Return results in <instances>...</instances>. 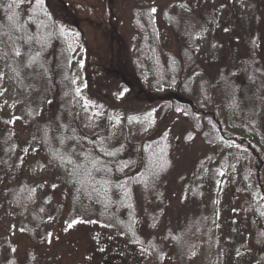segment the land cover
Masks as SVG:
<instances>
[{
  "label": "trees",
  "instance_id": "16d2710c",
  "mask_svg": "<svg viewBox=\"0 0 264 264\" xmlns=\"http://www.w3.org/2000/svg\"><path fill=\"white\" fill-rule=\"evenodd\" d=\"M136 1L131 13L135 53L122 67L134 82L125 88L136 89L146 99H158L162 117L170 112L183 114L211 142L243 148L259 173L264 165V122L235 136L217 107L226 93L242 86L245 95L256 94L264 116V0H250L252 28L245 35L244 57L215 72L198 57L201 37L212 29L209 19L169 2L163 18L183 42L180 52L174 53L161 43L152 0ZM74 32L45 0H0V93L7 85L18 98L17 116L27 130L24 139L13 118L0 107V168L11 176L5 194L10 210L32 239L46 238L47 224L65 220L72 226L88 224L115 231L151 252L158 264H164L169 243L184 259L192 247L187 231L167 234L163 241L154 236L146 240L139 221L145 210L162 216L161 207H152L159 205L174 169L171 137L165 128L152 139L134 143L125 129L123 138L116 140L112 111L94 130L80 123L75 110V103L83 98L80 74L91 64L85 60L89 51L85 37L79 30L78 43ZM28 156L35 158L29 172L57 174L69 197L66 216L64 197L56 199L30 178L17 180ZM175 182L183 195L193 193L190 183L179 177ZM208 221L204 214L196 217L198 240L209 229ZM8 248V241L0 238V264H20ZM32 258L28 254L26 264H33Z\"/></svg>",
  "mask_w": 264,
  "mask_h": 264
},
{
  "label": "rangeland",
  "instance_id": "374dc122",
  "mask_svg": "<svg viewBox=\"0 0 264 264\" xmlns=\"http://www.w3.org/2000/svg\"><path fill=\"white\" fill-rule=\"evenodd\" d=\"M45 1L52 13L75 31L78 43L80 30L88 45L85 60L91 66L80 74L83 98L75 103L80 123L89 131L94 130L112 111L116 140L123 138L125 129L134 143L152 139L165 128L171 137L174 169L159 197V205L151 206L161 207L162 216L145 210L139 214V221L146 240L154 236L163 241L167 234L174 236L183 230L191 236L192 247L188 246L190 251L182 259L169 243L163 263L264 264V165L257 173L254 159L243 148L234 145L230 149L211 142L183 114L170 112L162 117L158 99H146L136 89L125 88L134 82L122 67L135 53L131 13L137 1ZM169 2L211 21L212 29L201 37L198 53L206 67L219 71L236 65L244 57L245 35L252 28L250 0H152L163 47L179 53L182 39L163 18ZM80 53L83 54L81 46ZM238 80H244L242 74ZM245 94L242 86L232 88L217 107L227 130L235 136L245 135L249 128L264 122L256 94ZM19 103L4 85L0 107L13 118V126L25 139L27 130L17 116ZM34 160L27 157L17 180L30 178L56 199L64 197L66 216L69 197L59 185L57 174L50 170L29 172L28 166ZM3 173L0 168V238L8 241L9 251L20 264H26L28 254H32L33 264H158L151 252L129 243L115 231L88 224L72 226L65 220L54 221L47 224L46 238L28 237L10 210L5 194L11 176ZM178 177L191 184L193 193L182 194L175 182ZM201 214L209 218L210 225L204 238L198 240L195 220Z\"/></svg>",
  "mask_w": 264,
  "mask_h": 264
}]
</instances>
